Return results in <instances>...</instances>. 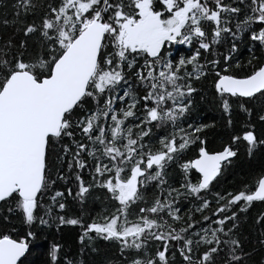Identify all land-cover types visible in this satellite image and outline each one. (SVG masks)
<instances>
[{"label": "snow or ice", "instance_id": "6c2138e0", "mask_svg": "<svg viewBox=\"0 0 264 264\" xmlns=\"http://www.w3.org/2000/svg\"><path fill=\"white\" fill-rule=\"evenodd\" d=\"M0 29V264H36L53 225L79 226L81 255L112 245L101 264H264L240 231L264 165L213 192L240 147L264 152V0H0ZM201 80L219 149L188 122ZM253 223L264 248V209ZM40 264L85 262L52 242Z\"/></svg>", "mask_w": 264, "mask_h": 264}, {"label": "trees", "instance_id": "16d2710c", "mask_svg": "<svg viewBox=\"0 0 264 264\" xmlns=\"http://www.w3.org/2000/svg\"><path fill=\"white\" fill-rule=\"evenodd\" d=\"M0 35H3L2 29H0ZM173 50H178V54H187L188 49L180 45H173ZM237 59H247L248 51L243 43H240L238 50ZM203 55V53H202ZM197 87L200 89L193 97V108L189 114L188 122L193 121L201 123L215 122L212 127L205 129V138L209 142V146L212 148L219 149L223 143L228 142L229 131L225 129V121L222 119V113L213 99V93L208 88L207 82L201 80ZM163 134V129H153V134ZM192 146H189L191 149ZM264 165V152H257L253 157L249 158L246 154V150L243 147L238 149V155L234 158L233 163L230 167L223 169L219 178L215 181L213 192L222 191H235L237 190L242 181H246L247 177L253 173L254 169L259 168ZM170 177V182L173 180H178L179 177L176 175L175 169H170L168 173ZM173 186H175L173 184ZM102 199V193H96ZM207 198L210 199L215 206L212 196L209 194ZM67 200L69 202L71 211L68 215L77 214L76 208H72L73 197L68 196ZM183 207H187L189 204L188 200L182 202ZM78 207V206H77ZM94 212L99 211L101 204L97 200L95 204L91 205ZM264 209V205L260 202H254V206L250 211L247 212V220H241V236L243 239V248L245 252H251V260L258 259L262 254H264V248H262L257 241L260 238L261 227L259 225H254L253 219L257 214V210ZM85 219H88V207L85 209ZM198 218V216H197ZM79 226L64 225L60 226L57 230V226L53 225L50 228L39 232L34 243L39 245L38 249H34L32 256L36 258V264H40L47 248L52 242H58L62 245L65 252L68 253L71 259H82L85 264H101L105 257L111 258L115 252L112 245L105 241H93L94 246L97 248V252H92L86 250L83 255H81V245L77 241V236L79 235ZM87 243V241H85ZM255 249L254 252L251 250ZM179 259V257H177Z\"/></svg>", "mask_w": 264, "mask_h": 264}, {"label": "flooded vegetation", "instance_id": "af4514ba", "mask_svg": "<svg viewBox=\"0 0 264 264\" xmlns=\"http://www.w3.org/2000/svg\"><path fill=\"white\" fill-rule=\"evenodd\" d=\"M193 179H195V177H193Z\"/></svg>", "mask_w": 264, "mask_h": 264}]
</instances>
